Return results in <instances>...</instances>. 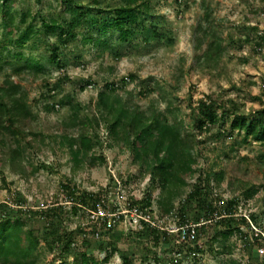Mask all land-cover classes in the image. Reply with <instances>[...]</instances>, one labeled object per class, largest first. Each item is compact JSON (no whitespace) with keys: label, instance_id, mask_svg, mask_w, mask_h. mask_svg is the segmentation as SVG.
<instances>
[{"label":"trees","instance_id":"trees-1","mask_svg":"<svg viewBox=\"0 0 264 264\" xmlns=\"http://www.w3.org/2000/svg\"><path fill=\"white\" fill-rule=\"evenodd\" d=\"M10 1L0 0V65L3 66L5 61L14 63L10 73L4 75L0 85V150L3 162L8 165L11 172L24 176L26 167L23 162L27 158V150L31 148L30 141L36 142V138H39L38 142L43 143L48 137L39 135L38 125L35 124L37 118L30 109L27 92L13 80V77H20L22 74L44 77L46 71L44 64L31 56L23 55L18 51L20 48L28 43L34 49L41 43L45 44L43 52L48 55L47 61L60 72L56 83L44 84L47 97L51 99L50 94L61 87L60 84L74 82L70 81L67 75L66 51L72 45L78 43V45L87 46L82 50L74 49L77 54L74 55L73 60L80 65L84 63L83 55L91 50H98L102 43H107L110 54L118 60L127 56V53L130 55L139 53L142 48H148L153 44L163 42L170 45L173 43V38L170 28L165 29L166 20L155 11L151 0H104L103 3L101 0H91L89 3L82 0H61L64 9L62 8V13L59 15L36 13L31 17L32 21L26 23L27 16L23 13L19 15L20 19L16 24L14 17H10L7 7ZM187 1L175 0V5L180 8L186 6ZM201 6L205 10L203 20L211 25L208 29L201 25L196 27L194 49L199 50L205 44L206 50L197 59L205 67H216L224 51L222 40L217 36L213 24L209 22L208 8L203 4ZM87 11L91 13L88 14ZM35 20L38 21L37 24ZM249 30L257 31L255 27ZM13 34H15L14 38ZM42 35L55 38V41L44 42ZM256 37L257 46L260 47L259 43L264 41V36L260 34ZM102 39L105 41H101ZM246 41L249 42V37ZM181 76L180 71L179 77ZM134 80L135 75L129 74L119 83H104L96 95L95 110L98 117H79L78 113L87 108L81 106L73 95L62 96L56 103L45 107L47 112H53L55 104L73 108L70 119L60 123L65 134L58 138L60 144L67 147L74 166L82 169L84 163L93 167L97 162H104L101 155L96 156L92 153L94 147L99 144L100 133L97 128L100 122L103 123L106 136L113 144L123 146L130 151L133 164L139 167L140 173L143 172V175L149 176L151 183L159 188L160 194L156 204L163 212L162 219L173 213L176 208L174 203L178 200L177 226L212 224L214 229L220 230L219 236L210 240L211 244L216 243L219 255L232 253L233 247L228 244V240L237 234L244 240V247L249 250V262L264 264V253H258L257 248H249L251 245L246 241L250 238L255 242L260 240L262 244L264 243V228L262 230L260 228L259 217L254 214H249L247 217L237 215L240 198L245 201L252 199L259 188L256 185L242 183L238 195L220 200L221 204H218L217 196L213 195L212 184L217 187L224 179V173L222 170L215 172L213 169L205 171L198 169L195 154L197 146L203 144L202 133L210 132L213 126L223 123L226 118L230 121L231 131L242 132V143L248 144L251 140L264 143V108L245 115L238 113L235 104L231 103L228 110H223L224 112L219 115L216 110L218 104L215 101L200 100L191 128L183 131L182 122L174 115L173 122L170 123L164 112L156 110L152 105L142 109L132 104L131 96L125 95L123 98L119 94L123 93L128 82ZM78 83L79 91L82 92L86 87L92 88L95 85L91 79H82ZM145 92L150 91L145 90ZM142 93L139 94L143 95ZM258 100L263 103L262 99ZM166 111L171 113L169 109ZM92 125L96 127L93 135ZM221 134L223 132L218 129L215 135ZM223 157L230 162L228 153H225ZM258 160L260 168L264 170V154L260 155ZM195 175L194 183L186 180ZM186 188L189 191L185 199H182ZM61 189L64 200L62 205L52 206L40 212V217L46 224L39 235H35L33 230L27 228V221L34 212L31 209H24L26 202L20 194L15 195L12 203L0 204V264H42L46 254L53 255L58 264H67L69 260L70 264H106L117 252L113 245L107 247L105 240L111 236L120 237L123 234L120 232L122 230L117 229L123 224L121 222L123 217H120L118 221L121 222L120 224L116 222L109 228H104L103 225L102 229H95L94 225L87 224L81 228L78 225L76 229L68 230L60 222L64 214L63 204L69 202L71 206L77 205L74 206L75 208L72 207V211L79 209L88 211L94 210V204L100 199L98 200L96 193H78L75 186L69 184L61 185ZM152 202L151 194L148 193L145 199L133 201L127 208L137 207L145 214H151L153 213ZM190 205H194L195 214L188 219L186 213L192 210L189 208ZM140 224L139 228L133 227L132 234L141 239L151 240L155 246L161 244L165 248L169 247V253L172 255L178 253L181 257L183 253L185 254L183 249L187 244H177V235H168L165 231L151 227L144 221H140ZM204 228L206 229V227L198 229V243L194 246L188 245L190 247L186 249L187 255L191 253V250L197 254L202 253L203 247L199 243V236L205 230ZM214 233L218 232L214 231ZM75 234L81 236V246L77 244ZM86 238L97 246L96 250L106 252L102 261L98 262L94 257H90L91 243ZM40 245L45 253L41 251L37 253ZM159 260L156 258L154 262L158 263ZM120 264L136 263L132 258L121 254ZM230 264L236 263L230 260Z\"/></svg>","mask_w":264,"mask_h":264},{"label":"rangeland","instance_id":"rangeland-1","mask_svg":"<svg viewBox=\"0 0 264 264\" xmlns=\"http://www.w3.org/2000/svg\"><path fill=\"white\" fill-rule=\"evenodd\" d=\"M82 1L89 3L91 0ZM101 1L103 3L104 0ZM151 1L155 11L166 20L165 29L171 30L172 44L160 42L142 48L139 53L131 55L127 53V56L115 60L110 54L107 43H102L98 50L85 53L84 63L79 65L73 60L74 55L77 54L75 51L85 49L87 46L76 43L66 51L67 75L69 80L74 82L60 84L61 87L50 94L51 99L47 97L44 84L56 83L60 72L47 61L48 55L43 52L45 44L41 43L42 45L34 49L28 43L18 50L45 66L44 77L22 74L20 77H13V80L27 92L30 109L37 118L35 124L38 125L39 135L48 138L43 143L38 142L39 138H36V142L30 141L31 148L27 150V158L23 162L26 167L24 176L11 172L8 165L3 162L0 150V204L12 203L15 195L20 194L26 202L24 209H31L34 212L30 219L27 218L29 219L27 228L33 230L35 235H39L46 224L45 220L41 219L40 212L52 206L62 205L64 200L61 185L75 186L78 193H96L98 200L109 205L110 209L118 210H125L129 203L141 201L150 193L153 201L151 221H158L161 224L160 218L164 216L161 208L156 204L160 194L159 188L151 183L149 176L140 173L139 167L133 164L130 151L123 146L113 144L106 136L103 123L100 122L97 128L100 133L99 144L94 147L92 153L96 156L101 155L104 162H97L93 167L84 163L82 169L74 166L67 147L61 145L58 138L65 134L60 123L70 119L73 108L55 104L53 112L45 111V107L56 103L62 96L73 95L81 106L87 108L78 113L79 117H98L95 110L96 95L104 83H119L122 78L134 74L135 80L128 82L123 93L119 94L123 98L125 95L131 96L132 104L142 109L152 105L156 110L164 112L170 123L173 122L174 115L182 122L183 131L191 128L200 100L215 101L218 104L216 110L219 115L224 112L223 110H228L231 103L235 104L238 113L245 115L264 108V41L259 43L260 47H258L256 37L260 34L264 36V0H188L186 6L180 8L175 5V0ZM201 4L208 8L209 22L213 24L217 36L222 40L224 51L216 67H205L197 59L206 50L205 44L199 50L194 49L196 27L201 25L208 29L211 25L203 20L205 10ZM63 5L61 0H11L7 7L10 17H14L16 24L20 19L19 15L23 13L27 16L26 23L31 22V17L36 13L57 16L62 13ZM87 13L91 12L87 11ZM35 23L37 24L38 21L35 20ZM252 27L257 31L250 32L249 29ZM12 37L14 38L15 34ZM41 37L44 42L55 41V38H47L44 35ZM112 37L114 38L113 35ZM247 37L249 42L246 41ZM12 66L14 63L7 61L3 62V66L0 65V85L4 75L10 73ZM180 71L181 77H179ZM82 79H91L95 85L92 88L86 87L83 92L79 91L78 82ZM145 90L150 92L146 93ZM140 92H143V95H140ZM258 99H262L263 103ZM229 123L226 118L223 123L213 126L210 132L202 133L203 144L197 146L195 151L197 167L204 171L209 169L215 172L223 171L222 182L217 187L212 184L213 195L217 196L218 204H221L220 200L238 195L242 183L256 185L259 191L252 199L245 201L240 198L237 215L246 217L249 214L257 215L262 230L264 170L260 168L258 158L264 154V143L251 139L248 144L242 143V132L231 131ZM218 129L223 132L220 136L215 135ZM95 131V125H92V135ZM225 153L229 154L230 162L224 159ZM195 178L196 175L186 180L194 183ZM188 191V188L184 190L182 199H185ZM174 205L176 208L173 213L168 214L165 220L162 219L165 223L162 226L167 230H171L178 222V200ZM74 206L69 202L63 204L64 214L61 219L59 218L61 225H65L68 230L88 224L87 209L72 211ZM193 207L194 205H190L189 208L192 210L186 213L188 219L195 214ZM199 225L206 227L199 236V243L203 247L202 253L197 254L191 250L187 255L186 249L190 246L186 245L183 249L185 254L175 259L172 253H169V247L165 248L161 244L155 246L147 238H138L131 232L134 228L124 221L117 227L123 234L105 240L107 247L113 245L117 251L106 264H120L121 254L132 258L136 264H230V260L236 264H251L249 250L244 247V240L237 234L228 240V244L233 247L232 253L219 255L216 243L211 244L210 240L215 236L218 237L220 230L214 229L212 224L208 223H199ZM214 231L218 232L217 235ZM75 236L78 240L77 244L81 246V236L77 234ZM86 239L91 243L90 257H94L98 262L102 261L106 252L96 250L97 246L90 242V239ZM246 241L251 245L249 248H257L258 253H264V243L262 244L260 240L255 242L248 238ZM41 245L37 253L40 251L45 253ZM156 258L160 259L158 263L154 262ZM42 264L58 263L53 255L46 254ZM67 264H70V260Z\"/></svg>","mask_w":264,"mask_h":264},{"label":"built area","instance_id":"built-area-1","mask_svg":"<svg viewBox=\"0 0 264 264\" xmlns=\"http://www.w3.org/2000/svg\"><path fill=\"white\" fill-rule=\"evenodd\" d=\"M264 100V99H263ZM95 209H89L88 212V224H92L95 226V229H102L101 227L104 225V228H109L116 222L120 220V217H123L122 223L127 222L131 227L139 228L140 221H144L148 223L151 227L160 229L161 231H165L168 235H177L176 243H185L187 245L194 246L198 243V229L200 227L199 224H187L177 226L174 225L171 230H167L166 227L162 225L165 224L162 218H160L161 224L158 221H151V214H145L137 207L128 209L126 207L125 210H113L110 209L109 205H105L102 201H97L95 204ZM166 219V218H165ZM164 219V220H165ZM121 222H118L119 224ZM180 255L178 253L173 254V257L176 259Z\"/></svg>","mask_w":264,"mask_h":264}]
</instances>
